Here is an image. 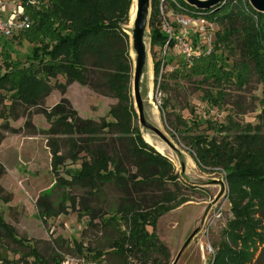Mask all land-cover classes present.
Instances as JSON below:
<instances>
[{
  "label": "rangeland",
  "instance_id": "1",
  "mask_svg": "<svg viewBox=\"0 0 264 264\" xmlns=\"http://www.w3.org/2000/svg\"><path fill=\"white\" fill-rule=\"evenodd\" d=\"M3 1L12 7L20 2ZM246 2L233 0L231 8L239 12ZM131 8L132 0L128 20ZM159 8V26L163 19L172 21L177 15L187 14L176 12L163 1ZM172 10L174 16L169 14ZM128 24L129 21L124 28ZM213 24L215 35L219 25ZM236 26L239 27V23ZM150 33L149 28V36ZM193 42H197L195 46H201L202 50L205 47L203 41L192 38ZM32 47L16 36H0V50L4 48L12 59H19L25 65H28L26 56ZM240 52L239 39L234 36L229 48L225 47L217 54L228 58V64L232 66L233 62L241 61ZM166 54L164 65L155 79L154 63L162 60L164 47L149 44L151 76L144 82L142 98L148 120L181 152L184 171L181 173L177 155L166 147V154L161 155L173 164L177 180L155 188L129 183L122 191L111 183L90 192L88 188L70 185L71 176L88 158L90 148L104 150L110 156L115 153L120 155L124 158L123 167L127 175L136 173L131 159L126 156L127 141L116 132L105 129L101 135L103 140L91 147L83 141V135L54 134L52 128L57 118L47 119L55 106H61L67 112L74 110L81 119L96 125L104 121L112 122L108 114L117 101L95 75L89 76V80L96 84L94 89L76 83L61 89L65 79L57 76L50 80L52 91L48 97L33 105L12 102L9 93L0 91V222L5 223L16 239L24 244L12 242L0 232V264H5L3 260L8 264H38L28 253L31 248L46 264H93L88 248L103 252L102 259L107 264H125L121 257L112 253L110 247L119 230L123 231L126 227L120 219L121 207H150L165 192H171L177 200L187 202L158 220L157 236L169 255L152 254L148 264L153 260L155 264L210 263L232 215L225 174L219 167L202 168L196 164L195 140H229L247 125H257L264 88L248 66L241 84L225 85L226 98L222 106L216 108L202 100L203 90L208 89V85H201L199 79L185 78V70L174 75V71H181L183 60L176 51H167ZM3 71L0 59V73ZM136 126L144 140L146 132L140 128L137 115ZM152 138L159 141L154 136ZM72 144L75 147L71 151ZM51 146H55L58 156H61V163L56 164V169H53ZM71 154L76 157L72 158ZM114 216L119 226L104 224L105 220ZM127 261L131 264L136 262L133 257ZM252 264H263L258 253Z\"/></svg>",
  "mask_w": 264,
  "mask_h": 264
},
{
  "label": "trees",
  "instance_id": "2",
  "mask_svg": "<svg viewBox=\"0 0 264 264\" xmlns=\"http://www.w3.org/2000/svg\"><path fill=\"white\" fill-rule=\"evenodd\" d=\"M232 1L224 0L219 7L200 11L189 7L183 0H174L188 12L200 14L219 25L211 52L201 55L190 67L182 63L181 71L173 72L176 75L185 70V78L199 79L201 85L207 84L202 100L216 108H220L226 98L225 85L241 84L248 66L264 88V14L255 12L248 2L243 10L234 12ZM160 2L151 0L149 38L151 45L163 47L167 37L158 24ZM164 2L181 12L169 0ZM20 3L31 25L14 36L19 41L26 40L33 47L26 56L28 65L19 59H12L4 48L0 50L4 70L0 73V91L9 93L12 102L33 105L48 97L52 91L50 80L57 76L65 79L61 89L73 83L94 89L96 84L89 80V76L95 75L117 101L108 114L112 122L104 121L96 125L81 119L74 110L67 112L61 106H55L47 116V119L57 118L53 133L83 135V141L92 147L103 140L101 135L105 129L116 132L127 141L126 156L136 170L135 174L128 176L123 167L124 158L120 155L115 153L110 156L104 150L90 148L88 158L71 176L70 185L76 184L92 192L111 183L122 191L129 183L153 188L167 182L175 183L177 176L173 164L143 140L136 126L128 36L124 28L129 21L131 0H20ZM234 36L240 42L241 61L229 66V59L217 52L229 48ZM160 69L161 61L154 63L155 79ZM262 95L257 125H247L229 140H195L196 164L202 168L219 167L225 174L232 215L223 240L207 264H252L257 253L264 264V91ZM65 104L68 105L67 102ZM73 147L75 144H72L71 151ZM51 149L53 169H56V164L61 163V156H58L55 146ZM71 157L76 156L71 154ZM173 202L176 203L168 206ZM186 202L184 199L177 200L171 192H165L150 207H121L120 219L126 227L123 231L119 230L117 239L110 246L112 253L121 257L125 264H131L127 261L131 257L135 264H148L149 256L156 253L168 257L166 246L157 236L158 220ZM104 224L119 226L115 216L109 217ZM0 232L10 241L24 246L3 222H0ZM188 244L187 240L183 249ZM87 251L93 264H107L102 259L103 252L90 248ZM28 253L38 264H46L34 248ZM151 264H155V260Z\"/></svg>",
  "mask_w": 264,
  "mask_h": 264
},
{
  "label": "water",
  "instance_id": "3",
  "mask_svg": "<svg viewBox=\"0 0 264 264\" xmlns=\"http://www.w3.org/2000/svg\"><path fill=\"white\" fill-rule=\"evenodd\" d=\"M189 7L207 11L224 3V0H183ZM250 7L257 13L264 14V0H247ZM134 16L126 27L128 36V55L131 61V95L133 106L137 115L140 128L149 136L156 137L165 147L174 152L184 171V162L179 149L167 138V136L154 124H152L145 113L143 104L144 82L149 76V21L151 15V0H132ZM196 234L188 238V242Z\"/></svg>",
  "mask_w": 264,
  "mask_h": 264
},
{
  "label": "built area",
  "instance_id": "4",
  "mask_svg": "<svg viewBox=\"0 0 264 264\" xmlns=\"http://www.w3.org/2000/svg\"><path fill=\"white\" fill-rule=\"evenodd\" d=\"M161 1L164 2V0ZM169 2L176 5L182 13L187 14L177 15L172 21L168 19L161 21L160 30L167 37L163 46L164 56L160 60L161 67L164 65L167 51H176L185 66L190 67L201 55H208L211 52L215 37V25L202 15H196L183 9L174 0H169ZM172 9L174 10V8ZM173 10L169 13L170 15H173ZM30 25L31 22L24 15L20 2L12 7L0 0V36L13 37L14 34L28 29ZM192 38L205 43L203 50L201 46H195L197 42L191 43Z\"/></svg>",
  "mask_w": 264,
  "mask_h": 264
},
{
  "label": "bare ground",
  "instance_id": "5",
  "mask_svg": "<svg viewBox=\"0 0 264 264\" xmlns=\"http://www.w3.org/2000/svg\"><path fill=\"white\" fill-rule=\"evenodd\" d=\"M130 16H131V18H130V20H131L133 18V16H134V8H133V6L131 8V15ZM151 67L152 66H151V60H150V55H149V77L151 76ZM144 140H145L146 143L151 145L155 150H157L160 154H163V155L166 154L167 148L161 142L153 139L151 136H149L147 134L144 135Z\"/></svg>",
  "mask_w": 264,
  "mask_h": 264
}]
</instances>
